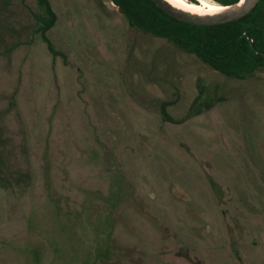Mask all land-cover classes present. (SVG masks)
<instances>
[{
    "label": "rangeland",
    "instance_id": "rangeland-1",
    "mask_svg": "<svg viewBox=\"0 0 264 264\" xmlns=\"http://www.w3.org/2000/svg\"><path fill=\"white\" fill-rule=\"evenodd\" d=\"M48 1L58 56L37 0H0V264H264V67Z\"/></svg>",
    "mask_w": 264,
    "mask_h": 264
},
{
    "label": "trees",
    "instance_id": "trees-1",
    "mask_svg": "<svg viewBox=\"0 0 264 264\" xmlns=\"http://www.w3.org/2000/svg\"><path fill=\"white\" fill-rule=\"evenodd\" d=\"M111 1L131 25L166 39L224 76L244 79L264 67V58L255 54L252 48L264 53V0H260L246 16L237 21L208 27L178 21L151 0ZM238 1L215 0L224 6ZM37 3L44 11V16L36 18L39 23L37 33L49 53L58 56L60 54L47 36L56 23V15L48 0H37Z\"/></svg>",
    "mask_w": 264,
    "mask_h": 264
},
{
    "label": "water",
    "instance_id": "water-1",
    "mask_svg": "<svg viewBox=\"0 0 264 264\" xmlns=\"http://www.w3.org/2000/svg\"><path fill=\"white\" fill-rule=\"evenodd\" d=\"M159 9L164 11L168 16L187 23L191 25L201 26V27H208V26H217L223 25L227 23H231L237 21L244 16H246L260 0H239L238 2L232 5H220L222 7H230L236 5L239 2H242L241 7L239 10L232 12V13H224L218 16L209 17V18H198L193 17L184 13H181L168 4H166L163 0H151ZM251 41V40H250ZM255 54L261 55L264 58V53L257 50L256 48L252 47Z\"/></svg>",
    "mask_w": 264,
    "mask_h": 264
},
{
    "label": "bare ground",
    "instance_id": "bare-ground-1",
    "mask_svg": "<svg viewBox=\"0 0 264 264\" xmlns=\"http://www.w3.org/2000/svg\"><path fill=\"white\" fill-rule=\"evenodd\" d=\"M166 4H168L169 6H171L172 8H174L175 10L193 16V17H198V18H209V17H214V16H218L224 13H232L235 12L237 10H239V8L242 5V2L237 3L236 5L230 6V7H222L218 4L219 6V11H216L214 13H208V12H204L203 14L199 13V12H190L187 11L185 8H178L175 6V2L174 0H163ZM197 3L188 1V0H183V2L187 5H191L194 6L196 8H203L204 4L208 2V0H204V3L201 2V0H196ZM217 5V4H216Z\"/></svg>",
    "mask_w": 264,
    "mask_h": 264
},
{
    "label": "clouds",
    "instance_id": "clouds-1",
    "mask_svg": "<svg viewBox=\"0 0 264 264\" xmlns=\"http://www.w3.org/2000/svg\"><path fill=\"white\" fill-rule=\"evenodd\" d=\"M175 6L178 8H185L187 11L190 12H199L203 14L204 12L208 13H214L216 11H219V6L215 4V0H208L207 3L204 4L203 8H196L191 5H187L183 2V0H174ZM202 3H204V0H201Z\"/></svg>",
    "mask_w": 264,
    "mask_h": 264
}]
</instances>
